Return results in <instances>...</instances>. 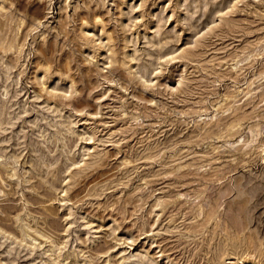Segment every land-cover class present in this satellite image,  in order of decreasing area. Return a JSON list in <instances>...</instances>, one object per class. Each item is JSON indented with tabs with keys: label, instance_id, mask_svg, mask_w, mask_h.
I'll return each mask as SVG.
<instances>
[{
	"label": "rangeland",
	"instance_id": "obj_1",
	"mask_svg": "<svg viewBox=\"0 0 264 264\" xmlns=\"http://www.w3.org/2000/svg\"><path fill=\"white\" fill-rule=\"evenodd\" d=\"M0 264H264V0H0Z\"/></svg>",
	"mask_w": 264,
	"mask_h": 264
},
{
	"label": "bare ground",
	"instance_id": "obj_2",
	"mask_svg": "<svg viewBox=\"0 0 264 264\" xmlns=\"http://www.w3.org/2000/svg\"><path fill=\"white\" fill-rule=\"evenodd\" d=\"M4 51H6V49Z\"/></svg>",
	"mask_w": 264,
	"mask_h": 264
}]
</instances>
